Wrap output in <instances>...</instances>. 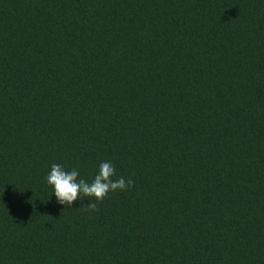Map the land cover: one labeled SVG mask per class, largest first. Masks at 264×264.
<instances>
[{
  "label": "trees",
  "instance_id": "1",
  "mask_svg": "<svg viewBox=\"0 0 264 264\" xmlns=\"http://www.w3.org/2000/svg\"><path fill=\"white\" fill-rule=\"evenodd\" d=\"M0 264H264V0H0Z\"/></svg>",
  "mask_w": 264,
  "mask_h": 264
},
{
  "label": "clouds",
  "instance_id": "2",
  "mask_svg": "<svg viewBox=\"0 0 264 264\" xmlns=\"http://www.w3.org/2000/svg\"><path fill=\"white\" fill-rule=\"evenodd\" d=\"M115 176L116 169L111 161L100 163L98 173L91 182L80 178L77 169L73 168L68 171L62 165L53 163L46 180L53 187L57 202L66 207H73V203L81 200L82 196L102 202L109 193L125 191L134 185L131 178L120 176L114 179ZM86 210L89 212L98 211L97 203H88Z\"/></svg>",
  "mask_w": 264,
  "mask_h": 264
}]
</instances>
